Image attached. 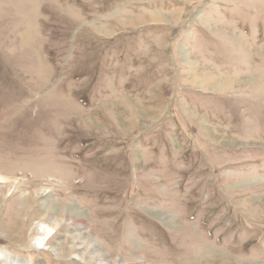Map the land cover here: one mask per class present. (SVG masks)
Here are the masks:
<instances>
[{"label":"rangeland","instance_id":"obj_1","mask_svg":"<svg viewBox=\"0 0 264 264\" xmlns=\"http://www.w3.org/2000/svg\"><path fill=\"white\" fill-rule=\"evenodd\" d=\"M0 250L264 264V0H0Z\"/></svg>","mask_w":264,"mask_h":264},{"label":"bare ground","instance_id":"obj_2","mask_svg":"<svg viewBox=\"0 0 264 264\" xmlns=\"http://www.w3.org/2000/svg\"><path fill=\"white\" fill-rule=\"evenodd\" d=\"M67 214L71 215L70 212H67ZM55 225H58V223L55 224ZM54 228L55 227H52L50 229L48 228L45 231H43V232H45V236H44V238L40 239L37 242V245L36 246H38L40 249L42 248L44 250L50 251V252H52L54 254H57L58 251H59L58 248H55L53 246L47 245V240H46L48 238L47 236L50 233L49 231L54 230ZM49 237H50V235H49ZM89 247H90V249H92L91 245H89ZM93 253H95V256L94 257L96 259V264H108L107 262H104L101 259V257L99 256L100 254L97 251L94 250ZM0 262L2 264H24L23 261H20V260H18V258L14 257V256H12V255L4 252V251H1V250H0Z\"/></svg>","mask_w":264,"mask_h":264}]
</instances>
